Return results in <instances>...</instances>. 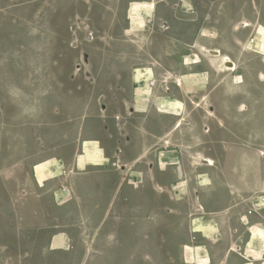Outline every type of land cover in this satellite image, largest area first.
I'll list each match as a JSON object with an SVG mask.
<instances>
[{"label": "rangeland", "instance_id": "rangeland-1", "mask_svg": "<svg viewBox=\"0 0 264 264\" xmlns=\"http://www.w3.org/2000/svg\"><path fill=\"white\" fill-rule=\"evenodd\" d=\"M124 7L125 2L115 3L112 0H0V264H103L105 259H108L107 264H137L135 259L141 257L156 258V248L160 244L155 238L157 229L160 234H166V230L156 218L151 219V213L159 209L166 218L165 208L180 210L189 204V200H184L180 194L184 189H176L175 200L169 201L165 192L167 189L162 186L177 178L186 179L190 186H194L193 179L199 171L197 167L214 165L212 159L200 155L199 149L205 147L202 154H214L221 146L214 141L220 138L223 143L234 142L264 149V119L257 116L248 118V103L239 105V116H244V119L227 118L223 121L224 130L214 132L209 125H204L202 135L207 140L206 143H199L195 137L201 129L200 116L205 111L207 119L213 117L204 100L200 104L188 105L185 121L173 117L180 112L177 103L162 100L153 105L138 92L134 96V106L126 101L116 102L117 92L122 90L131 100L130 85H138L142 76L139 72L135 73L133 82L129 72L135 66L146 63L140 54L143 48L150 46L149 41L135 43L117 39L121 36L120 28L125 26V22L120 23ZM248 25L243 22L241 26ZM127 35L131 34L127 32ZM211 68L215 78H221L220 73L230 72L223 68ZM255 76L256 72H244V85L256 84L264 91V73H259L260 83L252 82L256 80ZM196 79L197 76L191 75L186 83L193 85ZM176 80L175 84L181 86V80ZM144 91L148 93V84ZM164 91L170 93V88ZM256 92L259 95L260 92ZM235 101L238 100L234 98ZM155 107L159 112L155 111ZM227 111L226 108L218 115H230ZM114 116L119 119L114 121ZM90 123L97 126L93 133H97L95 135L102 139L104 145L111 149L123 148L116 154V160L121 161L140 154L131 148L150 146L151 132L160 136L169 132L171 138L176 137L183 129H173V126L185 123L183 127L187 137L181 141L192 150V155L188 162L180 163L182 168L173 174L174 166L169 153H161L158 164L155 161V149L166 151L173 144L158 142L150 157L154 158L151 168L146 162L147 153L135 165L125 161L122 165L116 161V166L102 168V182L99 177L89 180L95 181L91 187L111 190L110 200L102 205L108 213L105 221L111 224V237L105 242L98 237L88 242L90 235L87 237L83 225L84 246L80 248L52 252L35 247L39 229L51 226L44 228L45 215L32 211L33 206L39 203L38 199H34L38 189L27 174L20 171L18 176L15 175L19 171L16 170L17 165L29 160L27 154L33 142L36 149L40 145L48 156L56 153V146L61 150L67 147L68 142L77 148L80 140L86 138L90 131ZM136 135H139L138 139ZM84 149L90 156L87 148ZM205 160L209 162L205 163ZM90 164L97 166L101 162L92 160ZM135 169H142L143 174H134ZM35 172L37 182L42 183L40 168L36 167ZM70 177L76 176L72 174ZM151 181L157 183L152 184ZM192 196L197 199L198 191L192 190ZM46 217L53 219V216ZM143 217L142 234L149 237L141 241L137 240L135 232ZM169 217L172 222L179 223L182 216L170 214ZM194 225L196 231L203 230L199 221H195ZM174 239L171 254L179 256L180 244L185 239L178 231ZM161 256L159 253L158 257ZM183 257L191 259L188 247L184 249ZM147 261L144 264H151ZM198 262L206 263L202 259ZM175 264H182L181 259Z\"/></svg>", "mask_w": 264, "mask_h": 264}, {"label": "crops", "instance_id": "crops-1", "mask_svg": "<svg viewBox=\"0 0 264 264\" xmlns=\"http://www.w3.org/2000/svg\"><path fill=\"white\" fill-rule=\"evenodd\" d=\"M122 1L125 2V7L120 23L125 22V26L120 28L121 36L117 39L135 43L140 40L149 41L150 46L143 48L140 54L146 63L135 66L129 72L133 82L135 73L139 72L142 76L138 85H130L131 100L126 98V91L122 90L117 92L116 102L126 101L134 106V96L138 92L153 105L162 100L177 103L180 112L177 116H172L185 121L188 105L200 104L204 100L213 117L207 119L205 111L200 116L201 129L195 137L199 143H206L207 140L202 135L204 125H209L215 132L224 130L223 121L227 118L244 119V116H239V105L249 104L241 96L250 87L247 83L244 85V72L264 73V52L260 36L264 30V0H112L115 3ZM109 7L115 6L110 4ZM161 21H166L169 29H162ZM243 22L249 25L241 26ZM127 32L131 35H127ZM262 35L264 36V31ZM204 49L220 51L221 58L207 55ZM222 57H227L235 64V72L222 66ZM211 67L230 72L220 73L221 78H215ZM191 75L197 76V79L193 85H188L187 77ZM177 78L181 80V86L175 84ZM255 79L257 80V76ZM146 84L147 94L144 91ZM165 88L168 93H165ZM234 98L238 100L235 103ZM226 108L230 115L219 116L218 113ZM200 110H203L201 106ZM41 118L39 115L40 121ZM118 119V116L113 117L114 121ZM44 123L46 124V120ZM184 125L185 123L179 127L173 126V129L182 127L183 130L172 138L169 132L161 136L151 132V145L141 149L131 148L140 154L123 161L135 165L147 153L146 162L151 168L154 158L150 157L156 144L172 143V147H168L166 151L162 148L155 149V161L158 164L160 154L169 153L175 174L178 168H182L180 163L188 162L192 155V150L181 141L183 137H187ZM88 126L90 131L86 138L80 140L77 148L68 142L67 147H64L66 151L59 150L56 146V153L48 156L40 145L36 149L33 142L27 154L29 160L16 166L19 171L15 175L18 176L20 171L27 174L30 182L38 189L34 199H38L39 203L33 206L32 211L45 215L44 228L51 226L39 229L35 247L52 252L80 248L84 246L85 229L87 237L90 235L88 242L95 237L105 242L111 237V224L105 221L108 213L102 206L110 200L111 190L91 187L95 181L89 178L99 177L102 182V168L116 166V161L123 165L125 162L116 160V154L123 148L112 150L110 146L104 145L102 139L95 135L97 133H93L97 126L91 123ZM138 138L139 135H136V139ZM214 142L221 144L214 154H202L206 148L199 149L200 155L212 159L214 165L197 167L199 171L193 179L194 186H190L188 180L183 178L173 179L167 182V186H162L167 189L165 192L169 201L175 200L176 189H184L180 194L184 200H189V204L180 210L165 208L166 218L159 209L156 213H151V219L156 218L166 230V234H160L157 229L155 237L160 243L156 248L157 257L159 253L162 256L159 259H135L137 264H144L145 260L151 264H175L179 259L182 264H199L198 260L201 259L205 264H264V153L261 154L264 149L234 142L223 143L221 138ZM84 148H87L90 156ZM92 160L101 162V165L90 164ZM36 167L40 168V184L37 182ZM133 173L141 176L143 170L135 169ZM72 174L76 177H70ZM192 190L198 191L197 199L193 198ZM98 207L99 211H96ZM170 214H180L182 217L179 223L172 222ZM46 216H53V219ZM143 220L144 217L140 221L142 225ZM195 221H199L203 228L200 232L195 230ZM176 231L185 239L180 244L179 256L171 254V242L174 246ZM186 247L190 251V260L183 257ZM174 251L175 247L172 253ZM107 260L103 264H107Z\"/></svg>", "mask_w": 264, "mask_h": 264}, {"label": "flooded vegetation", "instance_id": "flooded-vegetation-1", "mask_svg": "<svg viewBox=\"0 0 264 264\" xmlns=\"http://www.w3.org/2000/svg\"><path fill=\"white\" fill-rule=\"evenodd\" d=\"M257 76V80H253V83H260L258 81V76L259 73H256ZM251 89H249L248 93H245L243 96H241L242 100L248 101L249 102V111H248V115L250 116V119H253V117L257 116V117H263L264 116V91L263 89H260L258 85L254 84V85H250ZM256 90H258L260 93L259 95H256L255 93ZM142 227L143 225L140 223L137 224L136 228V232H135V236L137 238V240H141L142 238H148L149 236H145L142 234ZM149 249V246L147 247ZM138 250H140V247H138ZM154 250V247H153ZM149 257V256H148ZM150 259H157L154 258V256H150ZM142 259V257H141Z\"/></svg>", "mask_w": 264, "mask_h": 264}, {"label": "bare ground", "instance_id": "bare-ground-1", "mask_svg": "<svg viewBox=\"0 0 264 264\" xmlns=\"http://www.w3.org/2000/svg\"><path fill=\"white\" fill-rule=\"evenodd\" d=\"M132 18V17H131ZM133 19V18H132ZM131 19V20H132ZM205 51H206V53H207V55H209V56H212V57H220L221 58V55H220V51H218V50H216V49H211V50H209V49H204ZM221 60V59H220ZM221 62H222V66L224 67V68H226V69H228V70H230V71H233V72H235L236 71V66H235V64L231 61V60H229L227 57H222V60H221ZM206 161V160H205ZM206 162H209V161H206ZM213 164V163H212Z\"/></svg>", "mask_w": 264, "mask_h": 264}, {"label": "built area", "instance_id": "built-area-1", "mask_svg": "<svg viewBox=\"0 0 264 264\" xmlns=\"http://www.w3.org/2000/svg\"><path fill=\"white\" fill-rule=\"evenodd\" d=\"M160 27L162 28V29H169V25L167 24V22L166 21H161L160 22Z\"/></svg>", "mask_w": 264, "mask_h": 264}]
</instances>
